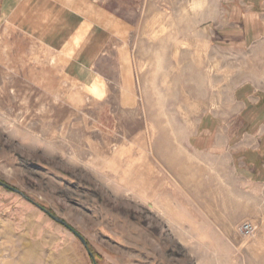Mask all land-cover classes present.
Masks as SVG:
<instances>
[{
	"label": "rangeland",
	"instance_id": "obj_1",
	"mask_svg": "<svg viewBox=\"0 0 264 264\" xmlns=\"http://www.w3.org/2000/svg\"><path fill=\"white\" fill-rule=\"evenodd\" d=\"M63 1L51 53L0 0V264H264V0Z\"/></svg>",
	"mask_w": 264,
	"mask_h": 264
},
{
	"label": "crops",
	"instance_id": "obj_2",
	"mask_svg": "<svg viewBox=\"0 0 264 264\" xmlns=\"http://www.w3.org/2000/svg\"><path fill=\"white\" fill-rule=\"evenodd\" d=\"M17 3L7 12L6 22L8 26L38 41L49 52L54 53L62 49V43L65 40L62 35L64 34L80 33L84 35V40L88 41L89 30L94 24L92 22L89 24L80 12L73 9L69 4H64L63 0H18ZM251 85L253 90L249 96L253 99L252 104H264V101L258 103L255 100L264 99V90L257 83L252 82ZM254 130L262 133L259 132L253 145H247L242 149H251L252 153L263 159L264 124ZM238 150L236 149V151ZM252 167L264 172V159L254 166L252 164Z\"/></svg>",
	"mask_w": 264,
	"mask_h": 264
},
{
	"label": "built area",
	"instance_id": "obj_3",
	"mask_svg": "<svg viewBox=\"0 0 264 264\" xmlns=\"http://www.w3.org/2000/svg\"><path fill=\"white\" fill-rule=\"evenodd\" d=\"M238 232L244 238H249L254 234V225L249 220H244L238 225Z\"/></svg>",
	"mask_w": 264,
	"mask_h": 264
},
{
	"label": "water",
	"instance_id": "obj_4",
	"mask_svg": "<svg viewBox=\"0 0 264 264\" xmlns=\"http://www.w3.org/2000/svg\"><path fill=\"white\" fill-rule=\"evenodd\" d=\"M0 185L1 186H4V187H8L5 183H3V182H1L0 181ZM44 212H46V210H44ZM49 214V216L51 217V218H53L54 220H56L57 222H60V223H63L60 219H58V218H56V217H54L52 214H50V213H48ZM68 227V229L85 245V241H84V239H83V237L76 231V230H74L73 228H71V227H69V226H67Z\"/></svg>",
	"mask_w": 264,
	"mask_h": 264
}]
</instances>
